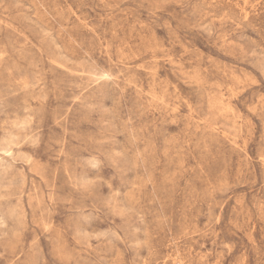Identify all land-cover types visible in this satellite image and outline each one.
<instances>
[{"label": "rangeland", "instance_id": "374dc122", "mask_svg": "<svg viewBox=\"0 0 264 264\" xmlns=\"http://www.w3.org/2000/svg\"><path fill=\"white\" fill-rule=\"evenodd\" d=\"M0 264H264V0H0Z\"/></svg>", "mask_w": 264, "mask_h": 264}]
</instances>
